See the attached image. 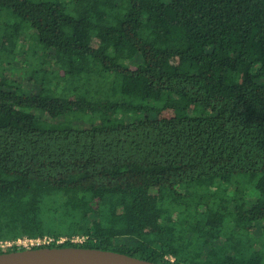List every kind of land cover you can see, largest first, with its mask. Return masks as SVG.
I'll list each match as a JSON object with an SVG mask.
<instances>
[{
	"label": "trees",
	"instance_id": "16d2710c",
	"mask_svg": "<svg viewBox=\"0 0 264 264\" xmlns=\"http://www.w3.org/2000/svg\"><path fill=\"white\" fill-rule=\"evenodd\" d=\"M45 236L264 264V0H0V242Z\"/></svg>",
	"mask_w": 264,
	"mask_h": 264
},
{
	"label": "water",
	"instance_id": "95a60500",
	"mask_svg": "<svg viewBox=\"0 0 264 264\" xmlns=\"http://www.w3.org/2000/svg\"><path fill=\"white\" fill-rule=\"evenodd\" d=\"M0 264H162L111 250L66 247H31L0 253Z\"/></svg>",
	"mask_w": 264,
	"mask_h": 264
},
{
	"label": "built area",
	"instance_id": "2783aa9c",
	"mask_svg": "<svg viewBox=\"0 0 264 264\" xmlns=\"http://www.w3.org/2000/svg\"><path fill=\"white\" fill-rule=\"evenodd\" d=\"M71 240L73 243L76 244H82L88 241L89 237L88 236H73V237H62L58 243H63L67 240ZM56 240L53 237L50 236H45L43 238H37V239H29V238H24V239H19L18 241L15 242H6L8 247H11L13 244H17L21 247L24 248H31V247H40L43 245H50L54 243ZM4 243L0 242V247H5ZM166 259L170 260L171 262L175 261V258L172 256H168Z\"/></svg>",
	"mask_w": 264,
	"mask_h": 264
},
{
	"label": "rangeland",
	"instance_id": "374dc122",
	"mask_svg": "<svg viewBox=\"0 0 264 264\" xmlns=\"http://www.w3.org/2000/svg\"><path fill=\"white\" fill-rule=\"evenodd\" d=\"M23 60H24V58H23L22 55L18 56V60L15 61V62H13V64H11L10 66H8L7 73L9 75H11L12 77H14L15 79H23L24 72H25V70H23L24 69L23 68V65L24 64L22 63ZM77 123L78 124L81 123V124H84L86 126H90V124H91L90 122H88L86 120H83V122H78L77 121ZM126 240H124V239L123 240H118L117 243H119V244H122V243L125 244L126 242H128V240L127 241ZM6 242H10V241H6ZM6 242H2V243H4V245H6L4 248H7L8 247Z\"/></svg>",
	"mask_w": 264,
	"mask_h": 264
}]
</instances>
